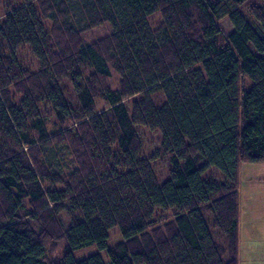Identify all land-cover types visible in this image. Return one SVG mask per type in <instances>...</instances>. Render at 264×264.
Here are the masks:
<instances>
[{
	"label": "trees",
	"instance_id": "obj_1",
	"mask_svg": "<svg viewBox=\"0 0 264 264\" xmlns=\"http://www.w3.org/2000/svg\"><path fill=\"white\" fill-rule=\"evenodd\" d=\"M9 9L0 16V264H240V166L264 162V0H17ZM25 46L34 71L20 62ZM141 127L163 137L149 158ZM166 157L160 181L154 163ZM210 169L225 181L205 179ZM66 204L78 216L67 229Z\"/></svg>",
	"mask_w": 264,
	"mask_h": 264
},
{
	"label": "rangeland",
	"instance_id": "obj_2",
	"mask_svg": "<svg viewBox=\"0 0 264 264\" xmlns=\"http://www.w3.org/2000/svg\"><path fill=\"white\" fill-rule=\"evenodd\" d=\"M17 0H0V16L4 19V16L9 8L16 3ZM152 25H157L160 22V15H155L150 18ZM222 26L225 33H229L233 30V26L229 19L225 18L222 21ZM19 59L21 64L29 70H36L38 68V62L34 58L33 54L30 52L29 47L25 46L19 50ZM119 77L114 74L113 78L109 81L113 89H116L119 84ZM63 86L65 96H67L68 102L73 107H78L77 96L73 85H70L69 81H61ZM156 101L159 105H162L163 97L162 95L155 96ZM133 99L129 100L127 104L131 107V102ZM97 109H103L107 105L103 102H99ZM43 116L49 119L50 122H57L54 111L47 103L42 104ZM139 134L143 139V150L141 157L149 158L151 157L160 147L163 137L158 132H150L144 127L138 129ZM155 170L157 171L160 181H164L170 171V159L164 158L157 160L154 163ZM239 172V187L240 189V200H241V222L243 223V234L244 236L240 239V245L243 246L242 261L241 264H252L258 259H264V249L259 248L264 244V222H259L252 220L257 213L264 212V162L260 163H243L240 166ZM205 179L215 178L219 181H225L223 174L216 169H210L204 174ZM252 207L257 210L252 212ZM205 219L207 224L210 226L212 235L215 236L217 242L220 244L223 242L225 235L214 227L212 224V217L209 214H205ZM244 217V218H242ZM59 219L64 226L68 228L73 222L78 221V216L73 215L66 204L64 209L59 213ZM241 246V247H242ZM261 262L258 260V263Z\"/></svg>",
	"mask_w": 264,
	"mask_h": 264
},
{
	"label": "crops",
	"instance_id": "obj_3",
	"mask_svg": "<svg viewBox=\"0 0 264 264\" xmlns=\"http://www.w3.org/2000/svg\"><path fill=\"white\" fill-rule=\"evenodd\" d=\"M240 207H241V204H240ZM264 210V208H263ZM252 212H256V211H261V210H257V209H254L252 207L251 209ZM242 211L240 210V220H239V223H240V230H239V234H240V239H242V237L244 236L243 234V223L241 222V213ZM244 218V217H242ZM252 220H255L256 222L259 221V222H264V212H260V213H257L256 216L254 217V219ZM240 245V244H239ZM242 245H240V264H241V261H242V256H241V253H242V250L243 249V246L241 247ZM259 248L264 249V244L262 246H260ZM258 260L261 261L258 263ZM256 262L252 263V264H264V259H258Z\"/></svg>",
	"mask_w": 264,
	"mask_h": 264
}]
</instances>
